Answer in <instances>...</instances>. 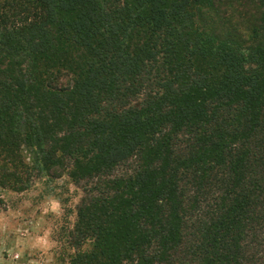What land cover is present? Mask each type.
Listing matches in <instances>:
<instances>
[{
  "label": "trees",
  "instance_id": "trees-1",
  "mask_svg": "<svg viewBox=\"0 0 264 264\" xmlns=\"http://www.w3.org/2000/svg\"><path fill=\"white\" fill-rule=\"evenodd\" d=\"M60 181L65 264H264V0H0V196Z\"/></svg>",
  "mask_w": 264,
  "mask_h": 264
},
{
  "label": "rangeland",
  "instance_id": "rangeland-1",
  "mask_svg": "<svg viewBox=\"0 0 264 264\" xmlns=\"http://www.w3.org/2000/svg\"><path fill=\"white\" fill-rule=\"evenodd\" d=\"M63 183L58 182L48 196H42V182L24 194L10 190L1 193L0 264L67 262L62 238L75 223L74 209L82 193L74 186L62 188Z\"/></svg>",
  "mask_w": 264,
  "mask_h": 264
}]
</instances>
